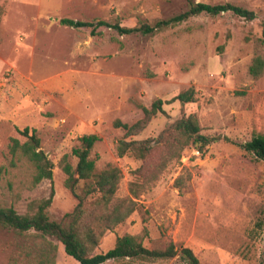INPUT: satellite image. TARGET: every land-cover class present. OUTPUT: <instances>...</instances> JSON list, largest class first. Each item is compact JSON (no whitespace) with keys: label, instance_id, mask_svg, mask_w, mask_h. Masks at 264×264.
Returning <instances> with one entry per match:
<instances>
[{"label":"rangeland","instance_id":"1","mask_svg":"<svg viewBox=\"0 0 264 264\" xmlns=\"http://www.w3.org/2000/svg\"><path fill=\"white\" fill-rule=\"evenodd\" d=\"M234 4L253 10L247 21L233 13L206 14L155 36L120 35L107 27L72 28L62 19L155 23L189 8L190 0H0V207L25 214L34 200L55 196L49 217L60 222L78 200L66 188L61 161L84 135L100 141L92 156L98 170L112 164L123 172L117 196H130V183L143 161L133 153L118 157L116 145L127 140H156L164 128L196 114L202 133L223 136L204 153L188 148L138 198V210L102 238L98 253L131 234L150 249L191 248L201 264H264V162L240 145L264 134V75L249 67L264 56V0H193ZM195 87L196 101L170 102ZM161 99L165 113L155 116L136 136L129 126L144 117V108ZM29 127L55 164L53 180L32 185L27 164L11 165L12 138L25 142L18 129ZM153 163V161H152ZM83 193V183L77 188ZM97 196L90 197L88 204ZM56 264H79L57 240ZM16 239L0 233V264L19 256ZM105 264H186L170 260H119Z\"/></svg>","mask_w":264,"mask_h":264},{"label":"trees","instance_id":"2","mask_svg":"<svg viewBox=\"0 0 264 264\" xmlns=\"http://www.w3.org/2000/svg\"><path fill=\"white\" fill-rule=\"evenodd\" d=\"M189 8L169 19L158 20L155 23L140 20L134 27L121 25L119 22L107 21H79L62 19L60 24L72 28H90L92 34L97 27H107L117 31L120 35L155 36L159 33L174 29L194 17L202 14L216 17L224 13H233L247 21L257 18L253 10L234 4H210L190 0ZM3 15L0 6V19ZM264 43V25L262 29ZM249 73L254 78L264 75V56L257 55L250 67ZM198 95L195 87H190L170 102L178 101L181 105L193 103ZM165 101L157 99L150 108H144V117L137 123L129 126L116 121V127H122L128 136L140 134L149 122L159 113H165ZM20 135L26 138L25 142L12 138L9 145L11 165L27 164L33 170L32 185L36 187L44 180H53L55 164L42 149L41 138L37 132L29 127L18 129ZM100 141L96 134L84 135L79 139L72 154L77 158L74 167L68 162V156L61 161L63 172L66 175L65 186L76 197L78 203L72 212L67 213L60 222L49 217L55 190L51 189L48 198L34 200L28 205L27 213L19 214L13 207H0V233H11L16 239L19 256H15L10 264H56L58 245L52 239L64 246L66 255L79 264H105L119 260H170L179 257L186 264H201L199 258L189 247L179 249L170 241L164 249H150L144 245L142 239L131 234L117 238L115 247L107 252L98 253L100 242L106 232L114 231L120 224L126 222L138 208V199L149 187L158 180L166 167L175 160H180L188 148H194L204 153L206 148L214 143L229 141L223 136H208L202 133V128L196 114L183 116L168 124L156 140H136L122 138L116 145L118 157L129 153L138 156L143 165L136 172L141 181L130 183V196L120 198L117 193L123 172L118 167L108 164L98 170L92 153L95 145ZM247 153L257 160L264 162V134L254 136L250 141L240 145ZM153 161V163H152ZM6 173L0 167V180ZM83 183V193L78 194L77 188ZM89 204L88 199L94 197Z\"/></svg>","mask_w":264,"mask_h":264}]
</instances>
